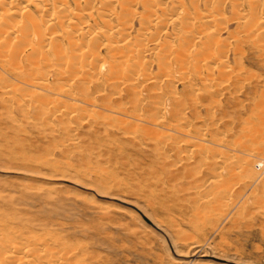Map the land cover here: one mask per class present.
I'll return each mask as SVG.
<instances>
[{"label": "rangeland", "instance_id": "rangeland-1", "mask_svg": "<svg viewBox=\"0 0 264 264\" xmlns=\"http://www.w3.org/2000/svg\"><path fill=\"white\" fill-rule=\"evenodd\" d=\"M220 1L227 8L229 0ZM99 2L90 3L82 12L90 10L84 13H91L90 26L99 25L94 30L99 35L110 34L114 46L125 40L117 46L123 55L106 53V45L96 41L113 45L111 38L96 36L99 41L91 32L80 50L73 49L74 55L67 48L70 42L64 40L65 58H56L65 59L62 70L49 46H41L47 54L42 59L43 52L27 57L31 51L24 44L39 45L35 40L19 36V42L17 37L0 43V241L25 250L47 248L64 264H264V168L256 171L261 176L258 183L240 169L246 152L256 160L264 159V38L248 42L241 35L237 47L242 53L235 61L230 52L235 41L227 39L224 46L228 42L229 55L220 56L224 72L219 57L214 60L216 55L209 60L212 67L200 63V69L194 68L191 45L190 49L184 46L185 55L177 56L180 31L168 21L172 14L164 18L161 8L154 9L157 20L148 17L153 22L142 28L141 16H137L121 36L113 17H97L105 12L99 13ZM161 16L167 23L159 21ZM104 19L110 24L106 26ZM238 25L227 24L221 38L226 39L229 32L238 35ZM126 33L135 51L129 49ZM151 36L158 39L154 37L153 42ZM136 37L144 47L135 45ZM91 39L96 41L92 44ZM16 41L22 52L12 47ZM89 41L99 48L90 49ZM161 45L172 47L165 54ZM135 46L142 49L140 57ZM10 50L17 52L11 60ZM95 50L99 54L94 55ZM82 55H86L83 60ZM175 55L189 64L185 66L184 61L179 68L182 62L176 58L177 63ZM158 57L164 58H160L163 71L158 69L162 64ZM32 59L40 60L38 65ZM70 60L76 63L67 68ZM90 61H97L92 69ZM165 61L172 70L169 73ZM137 64L142 65L138 68ZM76 67L82 70L74 73ZM115 68L121 69L120 80L116 75L112 80L109 69L114 73ZM128 68H133L129 72L137 70L136 74L130 75ZM70 72L74 74L68 77ZM183 75L187 79L179 80ZM66 94L72 96L68 99Z\"/></svg>", "mask_w": 264, "mask_h": 264}, {"label": "bare ground", "instance_id": "bare-ground-1", "mask_svg": "<svg viewBox=\"0 0 264 264\" xmlns=\"http://www.w3.org/2000/svg\"><path fill=\"white\" fill-rule=\"evenodd\" d=\"M95 1H97V0H0V43H4L5 41L6 42H8L7 40H11L12 41V39H16L17 37L19 38V36H21V37H23L24 38V40L25 41H29V40H31V41H33V40H35L39 45H37L36 43H35V41H33L34 43H35V45H37V47H35V45H32L31 44V42H26V44H24V48H27V49H30V51L31 52H27L28 53V56L27 57H31V58H33V56L35 55H37L38 56V54L40 53V52H43L42 54H43V56L41 55V53H40V55L41 56H39V57H46L47 56V54H46V56L44 55V49L45 48H48V46L51 48L50 49V51H52L51 53H52V56H53V58L54 59H59V58H63L64 57V54H65V50H66V47L68 48V50H72L71 52H70V54H73L74 52L73 51H75V50H73L74 48L76 49H79L80 50V45H81V43H82V41L83 40H85L86 39V37L88 36V35H90V33L92 32L93 33V37L94 38H96V36H99V37H105V36H108V37H110L109 35H105V33L104 32H106V30L104 29V28H102V29H104V35L102 36V35H99L100 33L98 32V31H96V32H94V30L96 29V28H100V27H98L99 25L98 24H96V22L95 21H97V19L98 18H96V19H94L93 21L95 22V24L96 25H98L97 27H94L95 29H93V27H91V26H93V24L91 25V24H89V22H88V19L87 18H89L90 17V15H91V13L89 14H84L85 13V11L87 10H85L84 11V13L82 12L83 11V9H85V6H86V8L89 6V4L91 3L92 4V2H95ZM100 2V4H99V6H100V9H99V13H102V12H104L103 14H99V15H97V17H99L100 15L102 16H107V19H109L108 17H113L114 19H115V21L117 22V26H118V28H120L119 30H118V32L120 33V35L122 34V35H124L125 34V32L127 31V29H126V31L124 30L126 27H128L129 28V26L131 27V25H132V22H133V18H135V17H137V16H141V18H140V20L138 19V21H139V24H140V28H142L143 26H141V25H144V26H146L147 24H150L151 22H153L154 21V19H155V21L157 20L156 18H158V16L156 17V16H154V15H156V14H152V12L154 11V9H157V8H161V11H162V13H161V15L165 18V17H169V15H171L172 14V16H170L169 17V19H168V21H169V23H171L174 27H176V29L178 30V31H180L179 33V41L177 40L176 42H179L178 44H179V51H180V53L179 52H177L178 50H173L172 49V51H174V53L176 52V53H179V54H177V56L179 55L180 56V54L182 55H185L184 54V52L183 51H185V49L189 46V45H191L195 50L193 51V55L191 56V57H189V58H192L193 57V60H194V64H193V66H194V68L195 67H198L199 69H200V63H205L207 66H205V68H207V67H212L214 64H212L211 66H208V64L210 63V59L214 56V55H216V57H215V61H217L216 60V58L217 57H219V59H220V56L221 55H223L224 56V59H226V57L229 55H227V50L225 49L226 47L225 46H227V45H229L228 44V42H227V44L224 46V43L226 42V40L228 39V40H230V39H234V41H235V48L234 49H232L230 52H231V55H232V59H233V61H235L236 60V58L237 57H240L241 55V51H242V49H241V47H240V49L237 47V45H239L238 44V40H240L241 39V35H242V38H243V40H245V41H248V42H251L252 40H254V39H257V38H264V0H229V3H228V6H227V8H226V6L224 5V3H222L220 0L218 1V0H99ZM224 1V0H223ZM72 4V5H70V3ZM225 2V1H224ZM188 6H190L191 8H192V10H193V14H189L188 12H189V10H187L188 8ZM89 9V8H88ZM91 9V8H90ZM96 10H97V7H96ZM90 11V10H89ZM88 10L86 11V12H89ZM100 11H102V12H100ZM169 11V12H168ZM98 12V11H97ZM89 16V17H88ZM93 16V15H92ZM102 16V17H103ZM153 17V19H150L151 17ZM161 16V17H162ZM94 17V16H93ZM93 17H92V19H93ZM148 17H150V18H148ZM162 17V18H163ZM106 18V17H105ZM164 18H163V20H159L160 22L161 21H164V23H167V21L165 22V20H164ZM100 19H101V17H100ZM153 20V21H150V20ZM102 20V19H101ZM110 20V19H109ZM92 21V20H91ZM106 20L104 19V23L106 24V23H109L110 24V22H105ZM158 21V23H160ZM231 21H233V22H236V23H238L239 25V27H237V29H238V31L236 30V32H238V35H234V33H227V37H226V39H223V38H221V34L225 31V29H226V25L227 24H229ZM115 22V23H116ZM100 23V22H99ZM103 23V25H105ZM162 24H163V22H161ZM160 23V24H161ZM94 24V25H95ZM108 24V26H110ZM113 24V23H112ZM159 24V25H160ZM91 25V26H90ZM153 25V24H152ZM106 26H107V24H106ZM93 29V30H91V28ZM146 27H149V26H146ZM145 27V28H146ZM159 27V26H158ZM157 27V28H158ZM173 27V28H174ZM109 28V27H108ZM111 28H112V26H111ZM116 28V27H115ZM139 28V29H140ZM156 28V29H157ZM162 28V26H160V29ZM164 28H166V27H164ZM130 29V28H129ZM159 29V28H158ZM175 29V28H174ZM174 29L172 30V32L174 31ZM175 29V30H176ZM96 30H98V29H96ZM100 30V29H99ZM111 30V29H110ZM114 30V29H113ZM141 30H144V28L143 29H141ZM141 30H139L140 31V33H141ZM146 30V29H145ZM148 30V29H147ZM102 31V30H101ZM108 29H107V33H108ZM117 31V30H116ZM123 31H125V32H123ZM129 31V30H128ZM127 31V32H128ZM160 31V30H159ZM161 31H162V29H161ZM121 32H123V33H121ZM146 32V31H145ZM165 32V31H164ZM97 33H99V34H97ZM102 32H101V34H103ZM106 33V34H107ZM118 33V34H119ZM138 33L139 32H137V36H138ZM148 33V32H147ZM156 33H157V30L155 31V35H156ZM166 33V32H165ZM142 34V33H141ZM158 34V33H157ZM119 35V36H120ZM121 35V36H122ZM143 35H144V33H143ZM167 35V34H166ZM165 35V37H166V39H167V37L170 35H173V34H169L168 36H166ZM174 35H176V32H175V34ZM177 35H178V33H177ZM112 36V35H111ZM115 36V35H114ZM128 34L126 33V35H125V37H126V42H129V41H127V40H129L128 39ZM142 36V35H141ZM140 35H139V37H141ZM96 38L97 40H99L100 38ZM107 37V38H108ZM139 37L137 38L138 40V42L136 43L135 41V45H137L139 42H141L142 40H140L139 41ZM142 37H144V36H142ZM152 37V36H151ZM150 37V38H151ZM155 37V36H154ZM154 37H152L151 39L153 40L154 39ZM172 37V36H171ZM175 37V36H174ZM17 38V40H18V42H19V40L20 39H22V38H19L18 39ZM106 38V37H105ZM106 38V40H108V39H110V38H108L107 39ZM117 38V37H116ZM119 38V37H118ZM123 38H124V36H123ZM122 37H120L119 39L121 40V39H123ZM135 38V39H136ZM145 38V37H144ZM156 38V37H155ZM168 38H170V37H168ZM69 39V40H68ZM102 39V38H101ZM119 39H117V41L119 40ZM141 39V38H140ZM158 38H156V40H157ZM172 39H173V37H172ZM24 40H22V42L20 41V43H23V41ZM64 40H66V41H69L70 42V45H69V43H67L68 45L66 46V47H64L65 45V42H64ZM92 41L94 40V39H91ZM90 40V41H91ZM111 40H112V43H113V45L112 44H110L109 43V41H107L106 43L108 44V46H107V44L105 43V42H98V41H96L99 45H100V43H103V44H105L106 45V53L108 52H110V53H114V52H119V49L117 48V46L118 45H120V43L121 42H123V41H125V40H122L121 42H118L119 44L117 45V46H114V43H115V45H116V42H113V39L111 38ZM144 40V39H143ZM170 40V39H169ZM227 40V41H228ZM86 41V40H85ZM90 41H89V45H90ZM91 41V42H92ZM95 41H93L92 42V44L95 42ZM99 41H101V40H99ZM102 41H105L104 39L102 40ZM115 41V40H114ZM146 41H148V40H146ZM165 41H167V40H165ZM256 41V40H255ZM260 41V40H259ZM264 41V40H263ZM134 42L132 43L133 45H134ZM145 42V41H144ZM150 42V41H149ZM153 42H154V40H153ZM156 42V41H155ZM171 42V41H170ZM10 43V42H9ZM33 43V44H34ZM142 43V42H141ZM157 43V42H156ZM164 43V42H163ZM166 43H169L168 41L166 42ZM218 44V45H215V44ZM17 44V41H16V43L14 44V45H12V47H14V49H17V48H15V47H18L19 48V46L21 47V44L19 45V46H17L16 45ZM86 43H84V45H85ZM91 44V45H92ZM124 44H125V42H124ZM127 44V43H126ZM131 43L129 42V44H128V46L130 45ZM159 44V43H158ZM169 44H171V43H169ZM1 45H3V44H1ZM0 45V46H1ZM10 45V44H9ZM9 45L8 46H6L7 48L9 47ZM89 46V48L91 49V47L92 46ZM95 45V46H94ZM93 45V47H95L96 49H98L99 47V45L96 47V43ZM105 45H103V46H105ZM111 47H110V46ZM139 46L141 45H143V44H138ZM172 46H173V44H171ZM187 45V47L186 48H184V46H186ZM232 45V44H231ZM262 45V44H261ZM41 46H46V47H44V49H43V51H42V48H41ZM87 46V45H86ZM121 46H122V44H121ZM127 46V47H128ZM144 46H145V44H144ZM144 46H142V47H144ZM158 46L159 45H157L156 47L158 48ZM164 46V45H163ZM172 46H170V45H167V47H172ZM240 46V45H239ZM242 46V45H241ZM2 47V46H1ZM0 47V48H1ZM5 47V49H7ZM22 47H23V44H22ZM92 47V48H93ZM130 48V50L132 49V48H134V46L132 47V46H129ZM136 47V50H142V49H137V46H135ZM155 47V48H156ZM161 47V49L160 50H162L163 49V51L164 50H168L169 48H166V47H162V45L160 46ZM174 47V46H173ZM232 47V46H231ZM264 47V46H263ZM87 48V47H86ZM95 48H93V49H95ZM140 48V47H139ZM189 48V47H188ZM191 48V47H190ZM189 48V49H190ZM192 48V49H193ZM2 49V48H1ZM11 49V48H10ZM22 50H23V48H21ZM20 48H19V50H21ZM83 49H85V47L83 48ZM82 49V47H81V50H83ZM144 49V48H143ZM154 49V48H153ZM224 51H223V50ZM22 50H21V52H22ZM41 50V51H40ZM47 50V49H46ZM67 50V51H68ZM79 50L77 51V52H79ZM86 50V49H85ZM85 50H83V51H85ZM121 50V49H120ZM129 50V51H130ZM146 50H149V49H147L146 48ZM158 51H160L159 49H157ZM167 50L165 51V54H167ZM11 51V50H10ZM9 51V52H10ZM27 51V50H26ZM96 51V52H95ZM94 51V55H96V54H99V52L97 51V50H95ZM127 52L129 55H130V52ZM134 51H135V48H134ZM139 51H137V52H139ZM144 52H146L145 50H143ZM172 51H170V52H172ZM191 51V50H190ZM3 52V51H2ZM1 52V53H2ZM8 52V53H9ZM20 52V53H21ZM86 52H88V51H86ZM85 52V53H86ZM89 52H91V51H89ZM98 52V53H97ZM120 52H123V51H120ZM120 52H119V54H120ZM160 52H162V51H160ZM160 52H158L157 54H161ZM187 52V51H186ZM189 52V51H188ZM188 52L186 53V54H188ZM1 53H0V55H1ZM7 53V54H8ZM10 53H12L11 55L9 54V56H11V57H9L10 58V60L11 59H14V58H12V56L14 57L15 56V54L17 53L16 52V50H12ZM29 53H31L30 54V56H29ZM81 53H82V51H81ZM85 53H82V54H85ZM141 53V51L138 53V55L137 56H139V54ZM148 53V52H147ZM154 53H156V52H154ZM173 53V54H174ZM4 54H5V52H4ZM23 54V53H22ZM87 54V53H86ZM132 54V53H131ZM144 54V53H143ZM169 54V53H168ZM172 54V53H171ZM20 55V54H19ZM27 55V54H26ZM25 55V56H26ZM32 55V56H31ZM74 55V54H73ZM76 55V54H75ZM77 55H79V53H77ZM112 55V54H111ZM120 55H123V54H120ZM142 55V54H141ZM164 55V54H163ZM162 55V56H163ZM240 55V56H239ZM65 56H67V54L65 55ZM80 56V55H79ZM78 56V57H79ZM86 56V55H85ZM85 56H83L82 55V60H83V57H85ZM90 56V55H89ZM89 56H88V58H89ZM104 56V55H103ZM109 56V55H108ZM107 56V57H108ZM128 56V55H127ZM132 56V55H131ZM137 56L136 57H134V61H135V58H137ZM161 56V57H162ZM164 56H166V55H164ZM163 56V57H164ZM170 56V55H169ZM169 56H167V60L169 59L168 57ZM173 56V55H172ZM178 56V57H179ZM5 56H3V57H1V58H4ZM7 57V56H6ZM70 57V56H69ZM73 57V59H75V57L74 56H72ZM72 57H70V58H68L67 57V59H71ZM91 57H93V56H91ZM90 57V58H91ZM98 57H101L102 58V55L100 56V55H98ZM112 57H113V55H112ZM112 57L110 58V59H112ZM130 57V56H129ZM140 57V56H139ZM138 57V58H139ZM157 57V56H156ZM160 57V58H161ZM184 57V59H185V56H183ZM37 58V57H36ZM42 58V59H43ZM50 58V57H49ZM65 58V57H64ZM94 58V57H93ZM93 58H91V59H93ZM105 58V57H104ZM118 58V57H117ZM122 58H123V56H122ZM127 58V57H126ZM131 58H133V57H131ZM159 57H158V59L160 60V62H158V64H160L161 62H162V60L161 59H164V58H166V57H164V58H161L160 59ZM175 61L177 62V60H176V55H175ZM174 58H173V61H174ZM188 58V59H189ZM42 59H41V61H42ZM53 59V60H54ZM56 59V60H57ZM120 59H121V57H120ZM125 59V56H124V58L123 59H121V61L122 60H124ZM129 59V58H128ZM128 59H127V61H128ZM171 59V58H170ZM178 59V58H177ZM218 59V58H217ZM222 59H223V57H222ZM222 59H220V60H218V61H220V67L222 66L223 68H224V64H222ZM228 59V58H227ZM2 60H4V59H2ZM1 60V61H2ZM19 60V59H18ZM26 60H29V59H26ZM32 60H34V62H35V64H36V62L37 61H40V60H35V59H32ZM46 61H47V59H45ZM49 60V59H48ZM55 60V62L56 63H58L57 61H60V60H57L56 61ZM65 59H63L62 61H64ZM75 60H77V59H75ZM75 60H73V61H75ZM94 60V59H93ZM104 60V59H103ZM114 60V62H115V58L113 59ZM113 60H112V62H113ZM158 60V61H159ZM179 60V59H178ZM181 60H183V58L181 57V59L179 60L180 61V63L182 64H180V66H178L179 68L181 67V66H183V62L185 61V66H187L188 64H186V59L185 60H183V61H181ZM189 60H191V59H189ZM44 61V60H43ZM62 61H60L61 62V64L59 65V68L61 67V69H62V67H63V65L65 64V62L62 64ZM95 61V60H94ZM94 61H90L91 63H90V67L89 68H91L92 69V66H93V64H95V63H97V61L96 62H94ZM105 61H106V59H105ZM109 61V60H108ZM125 61H126V59H125ZM140 61H142V60H140ZM228 61V60H227ZM17 62V61H16ZM15 62V63H16ZM49 62H51L50 60H49ZM83 63H84V61H82ZM104 62V61H103ZM102 62V63H103ZM111 62V63H112ZM124 61H122V63H123ZM136 62V61H135ZM145 62H148V61H145ZM164 62V61H163ZM163 62H162V64H160L158 67V69L160 70V68L162 69V71H163V67H162V65H163ZM169 62V61H168ZM224 62H226V61H224ZM223 62V63H224ZM3 63V62H2ZM14 63V62H13ZM32 63V62H31ZM48 63V62H47ZM67 63H70V64H66L67 65V68L69 67V66H71L73 63H76V62H71V60L70 61H68ZM86 64H88L87 62H85ZM110 63V62H109ZM109 63H106L107 65L109 64ZM170 63V62H169ZM173 63V62H172ZM178 63V62H177ZM176 63V64H177ZM191 63V62H190ZM211 63H212V61H211ZM210 63V64H211ZM5 64H6V66H10V64L8 65L7 64V62H5ZM39 64H40V62H39ZM53 64V63H52ZM105 64V63H104ZM104 64L103 65H101L102 66V69H101V73H102V71H103V66H104ZM105 64V65H106ZM157 64V65H158ZM165 64H166V61H165ZM192 64V63H191ZM222 64V65H221ZM2 65H4V64H2ZM34 65V64H33ZM36 65H38V62H37V64ZM47 65V64H46ZM58 65L57 64H55L54 66H57L58 67ZM62 65V66H61ZM77 65V64H76ZM92 65V66H91ZM99 65H100V62H99ZM98 65V66H99ZM110 65V64H109ZM132 65H134L133 63H132ZM132 65H129L130 67H134V66H132ZM140 65H142V64H140ZM140 65L139 64H137V67L139 66L140 67ZM167 65H169V64H166V67H168L167 68V72L166 73H169V72H171L172 70L171 69H169V66H167ZM218 65V64H217ZM227 65V64H226ZM225 65V66H226ZM45 66V65H44ZM48 66V65H47ZM51 66V65H50ZM88 66V65H87ZM87 66H86V69H87ZM95 66V65H94ZM111 66H114L115 67V65L114 64H112V65H110V66H107V67H111ZM118 66V65H117ZM122 66H123V64H122ZM128 66V67H129ZM144 66H145V63H144ZM144 66H142V67H144ZM165 66V65H164ZM171 66V65H170ZM202 66V65H201ZM14 67H15V65H14ZM36 67H39V66H36ZM65 67V66H64ZM73 67V69H74V66H72ZM72 67H70V69L72 68ZM84 67V66H83ZM82 66H81V68H83ZM113 67V68H114ZM138 67V68H139ZM172 67V66H171ZM170 67V68H171ZM191 67V70H192V66H190ZM189 67V68H190ZM220 67H218L217 69H220ZM222 67H221V69H222ZM229 67V66H228ZM227 67V68H228ZM9 68V67H8ZM11 68V67H10ZM9 68V69H10ZM26 68H27V66H26ZM45 68H46V66H45ZM51 68V67H50ZM77 69H78V67H76ZM105 68V67H104ZM113 68H111V69H113ZM117 68V67H116ZM114 69V73H113V70H111V69H109L111 72H110V75H112V74H114L113 76H111V77H114L115 75V77H116V79L118 80H120L121 79V76L119 77V73H120V71H121V69L120 70H118V69ZM136 68V67H135ZM146 68H147V66H145L143 69H145L144 70V72L146 73L147 72V70H146ZM179 68H177L178 69V71H184V68H182L181 70H179ZM203 68V67H202ZM2 69V68H1ZM12 69V68H11ZM17 69V68H16ZM19 69V68H18ZM38 69H40V68H38ZM53 69V68H52ZM65 69V68H64ZM64 69H62V70H64ZM70 69H67V70H70ZM73 69H71V71H73ZM74 70V73L76 72V71H81V70ZM85 69V68H84ZM100 69V68H99ZM98 69V70H99ZM132 69L133 68H128V70H127V72H129V70H131L132 71ZM142 69V68H141ZM149 69V68H148ZM168 69H169V72H168ZM174 69V68H173ZM197 69V68H196ZM196 69H195V72H197L196 71ZM226 69V68H225ZM229 69V68H228ZM227 69V70H228ZM98 70H96V71H98ZM115 70H118V71H116L117 73L115 74ZM126 70V69H125ZM135 70V69H134ZM134 70H133V72H129V73H131L130 75H134V73L136 74V72H137V70H135V72H134ZM166 70V69H165ZM185 70H186V68H185ZM187 70H188V68H187ZM202 70V69H201ZM207 70V69H206ZM224 69H222V72H224L223 71ZM226 70V71H227ZM8 71H10L11 72V70H8ZM39 71V70H38ZM57 70H55V72H56ZM86 71H88V69L86 70ZM91 71V70H90ZM89 71V72H90ZM95 71V72H96ZM140 71V70H139ZM200 71V70H199ZM198 71V72H199ZM57 72H59V71H57ZM63 72V71H62ZM62 72H60V73H62ZM85 71H83L82 72V74H87L86 72L84 73ZM92 72V71H91ZM99 72V71H98ZM106 72V71H105ZM126 72V74H127V76H128V73ZM189 72V71H188ZM192 72H193V70H192ZM229 72V71H228ZM73 72H70V74H69V76L68 77H70V75L71 76H73V74H74ZM80 73V72H79ZM79 73H77L78 75H80ZM94 73V72H93ZM112 73V74H111ZM133 73V74H132ZM184 73V72H183ZM206 73H208V72H206ZM217 73H221L220 71H218L217 70ZM65 74V73H64ZM63 74V75H64ZM66 74H67V72H66ZM91 74V73H90ZM99 74V73H98ZM123 74V73H122ZM121 74V75H122ZM126 74L124 75V78L126 77ZM142 74V73H141ZM157 74V73H156ZM171 74H173V73H170V77L172 76ZM179 75H180V73H178ZM195 74V73H194ZM193 74V75H194ZM197 74H200V73H197ZM39 75H41V73L39 74ZM76 75V74H75ZM88 75H89V73H88ZM95 75H97L96 73H95ZM129 75V76H130ZM139 75V74H138ZM144 75V74H143ZM146 75V74H145ZM160 75H162V77H163V74H159V76ZM185 75V74H184ZM184 75L182 76V77H180L179 78V80H181V78H184ZM201 75V74H200ZM209 75V74H208ZM221 75H223V73L222 74H220V76ZM77 76V75H76ZM105 76V75H104ZM137 76V75H136ZM158 76V77H159ZM167 77V75L165 74L164 75V77ZM169 76V75H168ZM186 76V75H185ZM188 76V75H187ZM197 76V75H196ZM219 76V75H218ZM219 76V77H220ZM41 78H42V75L40 76ZM47 77V76H46ZM65 77H67L66 75H65ZM81 77V76H80ZM90 77H93V75L92 76H90ZM98 77V76H97ZM99 77H100V75H99ZM108 77H109V75H108ZM115 77H114V79L112 78V80H116L115 79ZM117 77H119V78H117ZM130 77H132V76H130ZM157 76H156V78H158ZM163 77V78H164ZM170 77H168L169 79L168 80H171V78H172V80H174L175 81V79H173V76L170 78ZM174 77H176V76H174ZM191 77V76H190ZM200 77H202V76H199V79H201ZM206 76H204V78H205ZM209 77V76H208ZM64 78V77H63ZM84 78V77H83ZM96 78V77H95ZM94 78V79H95ZM127 78V77H126ZM126 78H125V80H126ZM133 78H135V77H133ZM203 78V77H202ZM221 78H223V77H221ZM47 79V78H46ZM66 78H64V80H65ZM87 79V78H86ZM91 79V78H90ZM93 79V78H92ZM100 79V78H99ZM106 79V78H105ZM109 79V78H108ZM130 79H132V78H130ZM130 79H128L127 81H129ZM158 79H160V78H158ZM157 79V80H158ZM185 79H187V78H184V79H182V81L183 80H185ZM198 79V80H199ZM207 78H205L204 80H206ZM238 79V78H237ZM52 80V79H51ZM58 80V79H57ZM66 80H68V79H66ZM101 80V79H100ZM110 80V79H109ZM108 80V81H109ZM144 80V79H143ZM177 80V79H176ZM203 80V79H202ZM212 80V79H211ZM222 80V79H221ZM23 83L24 82H26V81H24V80H21ZM28 81V80H27ZM41 82L43 81L42 79L40 80ZM46 81V80H45ZM131 81V80H130ZM132 81H135L134 79H132ZM160 81V80H159ZM189 81H190V79H189ZM201 81V80H200ZM206 81H208V80H206ZM205 81V82H206ZM29 82V81H28ZM33 82V81H32ZM36 82H38V81H36ZM60 82V81H59ZM63 82V81H62ZM72 82V81H71ZM107 82V81H106ZM126 82V81H125ZM145 82H146V80H145ZM155 82H156V79H155ZM173 82V81H172ZM177 82V81H176ZM179 82V81H178ZM203 82V81H202ZM210 82V81H209ZM30 83V82H29ZM35 83V82H34ZM33 83V84H34ZM40 83V82H39ZM47 83V82H46ZM45 83V84H46ZM183 83V82H182ZM185 83H187V82H185ZM18 84H19V82H18ZM37 84V83H36ZM205 84V83H204ZM17 85V84H16ZM16 85H14V86H16ZM22 85V84H21ZM24 85V84H23ZM39 85V84H38ZM37 85V86H38ZM20 86V85H19ZM41 86V85H40ZM42 86H44L43 84H42ZM41 86V87H42ZM6 87V86H5ZM50 87V86H49ZM12 88V87H11ZM17 88H18V86H17ZM27 88V87H26ZM44 88H46L45 86H44ZM51 88V87H50ZM49 88V90H52V88L50 89ZM119 88V87H118ZM53 89H54V87H53ZM57 90H60V89H57ZM62 90H63V88H62ZM37 91H38V89H37ZM43 91V90H42ZM48 91V90H47ZM47 91H45V92H47ZM23 92V91H22ZM45 92L43 91V94L44 95H48L47 93L45 94ZM51 92V91H50ZM54 93H56L55 92V90L53 91ZM48 93H49V91H48ZM52 93V92H51ZM64 94H65V92H63ZM66 93H68L67 91H66ZM50 94V93H49ZM55 95H57V94H55ZM58 95H60V94H58ZM71 95V94H70ZM70 95H67L66 94V97L68 98V96H69V98H70ZM72 96V95H71ZM99 96V95H98ZM58 97V96H57ZM66 97H65V99H66ZM68 98V99H69ZM72 99V98H71ZM31 100V99H30ZM83 103V101L81 102V104ZM72 104V103H71ZM47 105V104H46ZM74 105V104H73ZM84 105H88L86 102H85V104ZM71 106V105H70ZM80 108H81V106H79ZM83 108H84V106H83ZM87 108V107H86ZM108 108V107H107ZM70 109V108H69ZM85 109V108H84ZM77 110V109H76ZM106 110V109H105ZM102 113V112H101ZM125 113V112H124ZM127 113V112H126ZM125 113V115H127ZM130 115V114H129ZM119 117V116H118ZM126 117V116H125ZM128 117V116H127ZM137 117V116H136ZM132 118H134V117H132ZM137 119V118H136ZM117 126V125H116ZM163 128H165V127H163ZM151 131V130H150ZM179 132V131H178ZM182 132V131H181ZM259 132V131H258ZM151 138V137H150ZM180 138V137H179ZM176 139V138H175ZM184 140V139H183ZM243 145V144H242ZM245 146V145H244ZM218 147V146H217ZM246 147H248V146H246ZM221 148V147H220ZM230 148H232V147H230ZM217 149V148H216ZM223 149V148H222ZM226 149H228V148H226ZM225 149V150H226ZM224 150V149H223ZM217 151H220V150H216V152ZM231 151V150H230ZM245 151V150H244ZM248 151V150H247ZM211 153V152H210ZM213 153V152H212ZM217 154H218V152H217ZM225 154V153H224ZM229 155V154H228ZM243 156V155H242ZM260 156V155H259ZM232 158V157H231ZM230 158V159H231ZM257 158V157H256ZM233 159V158H232ZM231 159V160H232ZM241 159V161H242V163L240 164L241 166H240V169H241V171H242V173L244 172L246 175L245 176H250V177H252V180H254V183H258V181H260V179H261V176H260V174H258L257 172L258 171H260L262 168H264V159L263 158H261L260 159V157H259V159L257 158V160L255 159V156L253 155V154H250V153H247L246 152V154L244 155V157L243 158H240ZM239 159V160H240ZM229 161V160H228ZM233 163V162H232ZM253 164H255V165H253ZM234 165V164H233ZM238 166V165H237ZM234 167H235V165H234ZM236 168H238V167H236ZM253 168H255V171H253L254 169ZM231 170V169H230ZM234 170V169H233ZM234 171H236V170H234ZM238 171V170H237ZM257 171V172H256ZM262 173V172H261ZM263 174V173H262ZM235 177V176H234ZM249 177V178H250ZM247 178V177H246ZM234 179V178H233ZM253 185V184H252ZM248 186V185H247ZM246 186V187H247ZM229 199H230V197H229ZM224 200V199H223ZM224 207V206H223ZM43 244V243H42ZM45 244H46V242H45ZM29 247V246H28ZM44 247V246H43ZM37 248V247H36ZM56 250V249H55ZM49 251H51V250H49ZM48 250H47V248L46 249H44V248H37V249H30V247H29V249L28 250H25L24 248H20L19 246H13V245H5L3 242H1L0 241V264H60L61 262H62V258L60 259V258H57V257H59V256H56L57 254L56 253H54V254H56V255H54L53 253H51V252H49ZM64 255V254H63ZM69 258V257H68ZM69 261V260H68ZM70 262V261H69ZM61 264H64V263H61Z\"/></svg>", "mask_w": 264, "mask_h": 264}]
</instances>
